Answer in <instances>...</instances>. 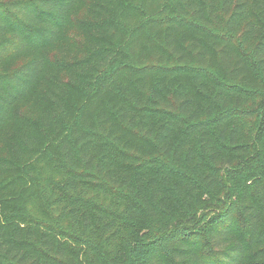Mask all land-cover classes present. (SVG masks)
Instances as JSON below:
<instances>
[{"label": "trees", "instance_id": "16d2710c", "mask_svg": "<svg viewBox=\"0 0 264 264\" xmlns=\"http://www.w3.org/2000/svg\"><path fill=\"white\" fill-rule=\"evenodd\" d=\"M0 264H264V0H0Z\"/></svg>", "mask_w": 264, "mask_h": 264}]
</instances>
